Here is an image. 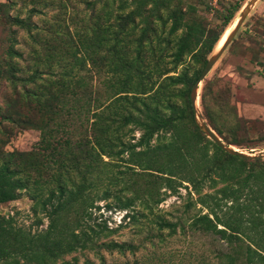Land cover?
<instances>
[{"label": "trees", "instance_id": "1", "mask_svg": "<svg viewBox=\"0 0 264 264\" xmlns=\"http://www.w3.org/2000/svg\"><path fill=\"white\" fill-rule=\"evenodd\" d=\"M244 1L237 0L218 12L220 23L210 30L201 21V15L209 13L210 8L201 4L203 11L191 6L184 9L181 0H130L133 9L126 17L117 15L112 22L104 16L91 20L88 31L78 36L79 53L76 50L71 54V61L61 66L56 80L70 96L78 93L83 100L85 81L75 78V71L78 73L88 64L98 77L101 72L107 77L100 79L110 91L106 103L89 98L72 109L74 115H85L89 110L85 104L95 103L94 111L88 113L90 119L85 117L80 123L86 126L83 130L87 135L71 139L57 126L49 128V117L39 126L27 119L5 118L12 125L36 129L39 140L30 152L0 153V205L16 200L25 191L32 207L45 211L48 222L41 233L30 234L16 227L12 216L0 217V264H70L64 256L98 247L132 253L135 247L124 243L97 245L99 234L106 236L111 231L104 223L96 230L97 224L88 225L86 221L91 219L90 210L98 209L94 203L110 198V187L115 186H120L119 192L129 188L134 192L133 198L123 202L115 196L116 208L129 209L139 199V205L148 209V202L158 196L154 187L157 181L171 192L180 182L192 187L197 203L207 212L193 219L191 228L201 235H216L225 245L215 252V264H264V159L231 156L217 148L197 129L188 98L191 85ZM118 5L124 8L121 2ZM133 18L150 26V47L145 42L144 49L141 38L136 45L130 42L133 28L126 30L125 26ZM132 49L135 56L129 57L127 53ZM146 50L150 51V70L142 58ZM186 58L198 65L190 76L183 67ZM178 67H182L180 72ZM261 71L264 75V57ZM19 96L24 100L35 97L26 90ZM176 98L181 99V105L176 104ZM74 102L77 103L75 99ZM200 103L206 125L218 138L227 145L242 146L231 134L233 116L227 119L223 110L218 114L207 112L204 91ZM34 104L39 111L48 108L37 98ZM13 106L14 103L7 108L12 111ZM69 111L64 109L65 115H72ZM127 125L141 131L132 144L122 143L125 135L120 130ZM229 132L226 137L224 134ZM161 133L168 134L167 142L158 139ZM153 137L155 145L149 147ZM124 153L126 163L131 165L127 167L129 171H114V159ZM135 177L150 180L142 179L139 185ZM204 180L210 186L222 185L214 192L220 197L200 195ZM225 200H229L228 205ZM173 226L163 223L159 228H169V235H173ZM164 256V252L149 251L145 262L134 264H170L169 258L162 263Z\"/></svg>", "mask_w": 264, "mask_h": 264}, {"label": "rangeland", "instance_id": "2", "mask_svg": "<svg viewBox=\"0 0 264 264\" xmlns=\"http://www.w3.org/2000/svg\"><path fill=\"white\" fill-rule=\"evenodd\" d=\"M181 1L184 3V9L191 6L203 11L204 6L201 4L210 8L209 13L201 15L204 27L210 30L216 29L220 23L217 13L224 11L237 0ZM248 1L240 3V9L226 28L234 25L240 10ZM120 2L124 8L118 5ZM197 2L200 4H196ZM132 9L130 0H0V153L30 152L36 149L35 145L39 140V132L36 129H28L24 124L15 126L7 123L5 118L8 116L22 121L27 119L38 126L42 120L49 117V128L55 125L57 130L66 131L71 139H80L87 135V130H83L86 126L82 127L80 123L85 117L90 119L89 114L94 111L95 103L90 101L85 104L89 109L85 115L80 112L79 116L74 115L72 109L79 107L83 100L89 98L98 99L99 104L106 103V96L110 91L100 82L101 76H106L101 72L98 77L88 64L78 73L75 71V78L82 77L85 81L83 83L86 95L82 100L83 97H79L78 93L74 97L70 96L64 88L56 84L57 74L63 64L71 61L73 52L78 50L79 53L78 36L88 31L92 19L104 16L112 22L117 15L126 17ZM139 21L141 19L133 18V22H127L125 29L133 28L130 42L136 45L137 40L141 38L144 45L150 41V26L145 27L144 23ZM166 31L167 28H164L165 37ZM142 47L145 49L146 45ZM134 51L132 49L127 53L129 57L135 56ZM215 51L216 47L210 55ZM263 53L264 0H257L231 43L200 82L196 94L195 107L199 120L206 124L200 103V96L204 91L203 106L207 112L218 114L223 110L222 114L227 119L233 116L230 119L234 129H231V134L242 146L227 145L225 142L224 144L249 155L264 152V75L261 71ZM142 58L150 70V51H144ZM6 65L12 70H7ZM183 67L187 69L189 76L198 69V65L188 58L184 60ZM181 68L178 67L177 72H180ZM23 90L29 91L35 97L24 100L19 96ZM36 98L48 104V108L37 110L34 104ZM73 99L77 103H73ZM175 102L177 105L182 104L179 98H176ZM12 103L14 106L10 111L7 106ZM66 108L72 115H65ZM50 115L53 117L50 118ZM120 131L125 135L122 139L124 144L136 142L141 135V131L131 125ZM229 134L230 132L224 135L227 137ZM61 137L64 138V135ZM158 139L165 143L168 141V134L161 133ZM155 140L153 137L148 142L149 147L155 145ZM210 152L208 150V153ZM126 158L124 153L114 159L117 164L114 171H129L127 167L131 165L126 163ZM103 160L108 161L106 158ZM125 178L128 177L123 176V179ZM135 178L139 180V185L142 179L150 180V177ZM155 184L158 196L148 202V209L139 205V199H135L129 209L116 208L115 196L123 202L129 197L133 198L134 192L132 188L119 192L120 186H115L110 187V198L94 203L98 209H91V219L86 221L88 225L97 224L96 230L104 223L111 231L106 236L101 232L97 245L109 242L124 243L135 247L136 250L132 253H118L98 247L81 252L77 250L63 259L70 264H134L145 262V254L155 251L165 253L162 263L168 262L169 258L170 264H215V252L225 245L217 240L216 235H201L191 228L193 219L207 212L197 203L198 196L192 187L186 182H180L178 186L175 185L174 192H171L164 184H159L158 181ZM210 184L208 180L201 182L200 195L213 194L220 197V194L214 192L222 185ZM157 200L158 202H155ZM106 204H109L108 208ZM228 204L229 202L226 205ZM32 206L30 196L21 191L16 200L0 205V217L11 212L16 227L30 234L41 233L48 222L46 213L40 207ZM224 210L225 208H222V211ZM220 213L218 215H221ZM125 214L128 216L125 217ZM66 218L69 220L71 216ZM163 223L174 225L173 235H169V228H159Z\"/></svg>", "mask_w": 264, "mask_h": 264}, {"label": "water", "instance_id": "3", "mask_svg": "<svg viewBox=\"0 0 264 264\" xmlns=\"http://www.w3.org/2000/svg\"><path fill=\"white\" fill-rule=\"evenodd\" d=\"M257 0H249L240 10L238 18L235 20V24L233 29L230 31V33L225 38L224 42L220 46V48L215 51L210 57L206 60V63L204 64L200 74L198 75L197 79L194 81V83L191 85L189 89V104L193 112V118L195 125L197 129L210 141L212 142L217 148H219L221 151H223L226 154H229L231 156H237L240 158H264V152L258 153L257 155H249L244 154L242 152H239L235 150L234 148L227 146L224 144L220 138L206 125L201 119L199 120L198 114L195 107L196 102V94L198 90V86L201 81L207 76L210 69L213 67V65L217 62V60L220 58L222 53L225 51V49L228 47V45L231 43L233 38L235 37L237 31L239 30L240 26L242 25L243 21L245 20L250 8L254 5V3Z\"/></svg>", "mask_w": 264, "mask_h": 264}, {"label": "bare ground", "instance_id": "4", "mask_svg": "<svg viewBox=\"0 0 264 264\" xmlns=\"http://www.w3.org/2000/svg\"><path fill=\"white\" fill-rule=\"evenodd\" d=\"M234 22H236V21H234ZM235 24V23H234ZM233 27H234V25H231V26H229V28H228V30L225 32V34H224V36L222 37V39H221V41H220V43H219V45H218V43H217V45H216V51L220 48V46L222 45V43L224 42V40H225V38L227 37V35L230 33V31L233 29Z\"/></svg>", "mask_w": 264, "mask_h": 264}, {"label": "built area", "instance_id": "5", "mask_svg": "<svg viewBox=\"0 0 264 264\" xmlns=\"http://www.w3.org/2000/svg\"><path fill=\"white\" fill-rule=\"evenodd\" d=\"M3 217L7 218L8 216H12V213L11 212H7L5 214H2Z\"/></svg>", "mask_w": 264, "mask_h": 264}]
</instances>
